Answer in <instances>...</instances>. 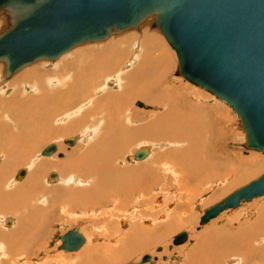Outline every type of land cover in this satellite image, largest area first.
Returning a JSON list of instances; mask_svg holds the SVG:
<instances>
[{
	"label": "bare ground",
	"instance_id": "1",
	"mask_svg": "<svg viewBox=\"0 0 264 264\" xmlns=\"http://www.w3.org/2000/svg\"><path fill=\"white\" fill-rule=\"evenodd\" d=\"M49 2L50 0H41L40 8L36 10V8H32L33 4L30 0H9L8 8L0 10L1 13H7V16H0V30L7 20L12 21L11 28L0 37V40L5 41L2 47H8V54L13 57L10 63L18 61L19 54L23 52V49L22 52L20 49L24 45L25 39L21 33L26 36L39 28L49 30L54 26V23H57L54 19L49 20L50 15L44 13V11L51 10V7H48ZM147 21L149 19H146L144 24L142 23L143 25L141 24L144 26L142 27L144 31L142 35L140 34L143 37L142 47L145 53L138 55L137 58L136 52H134L136 56H133L138 60L137 66L134 65L136 67L124 75L122 74L124 71L121 69L118 75H114V78L109 76V72L128 56V41L124 39L118 41L112 39L111 41L109 38L110 42H106L105 39L106 45L104 42L103 46H99V49H89V47L68 54L75 46L64 53L67 55L62 54V57H58L62 59L57 61V65L53 62L54 65H46L47 62L44 64V61L43 64L39 62L38 66H30L22 71L18 70L17 73L20 72L16 76L14 75L16 72L7 73V64H0V154L4 156V163L0 167V215L14 216L17 222L12 231L3 232L0 230V242L7 253L0 264L32 261L35 247L47 238L51 227L61 221L59 214H67L75 208H79L81 212L87 214L90 210L109 205V207L124 209L128 199L144 197L153 187L163 189L167 184L173 183L176 189L175 199L178 197L179 200L178 210L170 211L166 214V218H161L164 220L163 224L151 228L148 226L151 224L150 220H144L141 225L135 222L129 234L109 230L106 232L101 228L102 237L95 236L92 241L95 245L86 248L84 246L87 243V236L83 235L81 231L84 223L79 222L77 225L81 224L80 233L85 236L86 240L82 246L83 251L80 248L78 251L82 252L74 254L75 256L70 258L61 254L55 257H46L42 264L55 262H61V264H115L126 261L135 253L138 254L140 251L150 249L155 244L165 242L173 233L191 227L196 218L189 215L190 203L197 197V192L201 188L205 189L202 185L214 184L219 179L218 182L223 186L220 189L223 196L230 191L233 193L235 187L237 190L245 182L250 183V179L257 177L263 171L264 158L261 157L262 155L252 156L246 159L244 164H235L233 161H229L232 160L229 159L232 155L227 150L221 149L219 152H215L213 148L211 150L208 148L211 133H216V130L219 131L222 126L224 127L222 125L223 117L227 116L223 112L220 113L219 104L210 105L203 97H199L198 92L195 95V93L186 91L188 89L176 85L177 82L175 83L170 77L172 69L169 70V66L164 65L168 62V54L163 51L159 39L157 40L158 37L151 34L149 28L146 29ZM148 27L150 26L148 25ZM115 36L117 37V34ZM125 36L127 34L123 37ZM135 36L134 41L138 39V36ZM166 40L168 41L167 38ZM101 43L99 44L101 45ZM168 43L170 44L169 41ZM135 46L138 45L135 44ZM135 57L132 58L135 60ZM40 61L42 62V60ZM48 66L53 68L47 69ZM190 69L192 68L190 67ZM200 73L202 74V72ZM12 75L15 76L12 80L5 78V76ZM150 79L153 81V86L148 89L144 87L146 85L142 86ZM110 82L116 83L119 91L114 92L107 89ZM221 88L222 86H220V90ZM181 89L183 90L180 91ZM171 92H175L174 94L184 92L185 98L173 100L175 95L170 94ZM203 95L205 94L203 93ZM214 95L219 98L218 95ZM190 97L195 101H189ZM137 98H143L156 105L157 111H150L146 115L135 111L136 114L128 116L133 100ZM140 108L152 109L145 105ZM135 115L140 118L135 120ZM225 120L228 121V117ZM56 122H66L67 124L65 123L66 125L63 127H56ZM212 127H215V131ZM80 129L85 130L84 139L76 149L68 154L65 161L52 160V158L38 165L34 164L27 181L22 185L19 184L20 186L15 185L12 190L8 189L9 191H7L11 184H9L11 173L18 167L29 166L32 155L39 147L46 142L57 141L66 135H71ZM83 136L81 134V137ZM75 137H78L77 144L81 137L80 135ZM137 141H141L138 145L141 143L163 145L164 147L161 146L160 149L164 150L158 151L151 163L133 169L128 168L123 165L122 159ZM246 147L253 150L247 146V143ZM143 148L148 149L149 154L146 159L151 156L153 146L141 145L134 155V162L146 160H136V154ZM57 152L58 147L56 146L55 153L44 157H52ZM42 153L40 154L42 155ZM55 169L60 170L69 179L68 183L65 181L69 186L53 189L43 188L41 179L43 174H46L44 172ZM23 170H26L23 177L25 178L28 170ZM55 173L58 175L57 172ZM59 178L58 175L56 182L61 181ZM21 179L16 178L17 181ZM191 184H195L197 187L194 185L192 187ZM163 199L165 198H159L155 201V205L162 204ZM200 206H202V200L194 206V209L201 212V220H198H200L201 227H204L217 217L208 222H202L206 210L202 211ZM261 206L260 212H258L259 220L257 219L253 224L247 221L243 225L245 227L242 226L238 230L230 229V227H217L200 235L196 244L188 249L186 259L181 263L231 264L232 261L230 262L228 258L224 260L222 256L224 254L226 257L237 255V258L241 259V264H251L252 262L264 264V205ZM146 209L148 210V208ZM231 210L233 209L226 210L221 214ZM146 215H148L146 212L142 213L141 217ZM154 219L155 222L157 219ZM123 222L125 225L122 224ZM12 224L13 220H5L1 216L0 225L9 228ZM119 225L124 230L130 228L129 217L120 218ZM183 232L187 233L188 241L189 233ZM111 233H115V236L120 235L122 244H119L120 246L117 248L111 247L115 246L112 244L118 243L117 237L109 238ZM60 237L55 244L58 252L63 251L59 250L62 244ZM105 240L109 242L105 243ZM104 243L106 245H103ZM173 246L179 245H176L173 240ZM170 249L173 247L171 246ZM162 251V248L161 251L157 250L158 253ZM20 258L22 259L19 260ZM0 259L2 258L0 257ZM157 261L158 258L153 259L151 256L149 263L156 264Z\"/></svg>",
	"mask_w": 264,
	"mask_h": 264
},
{
	"label": "water",
	"instance_id": "2",
	"mask_svg": "<svg viewBox=\"0 0 264 264\" xmlns=\"http://www.w3.org/2000/svg\"><path fill=\"white\" fill-rule=\"evenodd\" d=\"M30 1L32 8H40L41 0ZM8 2L0 0V10L8 8ZM48 7L51 10L44 13L57 23L49 30L39 28L26 36L21 33L25 43L18 61L10 63L13 57L8 47H2L5 41L0 40V60L6 62L8 74L38 60H54L80 44L139 29L146 19L154 17L153 26L179 57L177 74L228 103L241 119L247 146L264 154V0H50ZM138 106L144 107L140 102ZM77 140L75 137L65 143L74 146ZM55 152L56 146L50 145L42 155ZM148 154L143 148L136 160H144ZM25 174L26 170H21L16 178ZM57 180L55 172L48 177L49 182ZM262 197L264 174L208 208L202 222ZM80 226L60 237L59 250L75 252L82 248L86 240ZM187 238L186 232L179 233L174 243L181 245ZM149 262L151 256L145 255L140 262L130 264Z\"/></svg>",
	"mask_w": 264,
	"mask_h": 264
},
{
	"label": "rangeland",
	"instance_id": "3",
	"mask_svg": "<svg viewBox=\"0 0 264 264\" xmlns=\"http://www.w3.org/2000/svg\"><path fill=\"white\" fill-rule=\"evenodd\" d=\"M2 13L0 14L1 17L7 16L6 12H2ZM148 19H149V21H147L148 24H147V28L146 29L149 28L148 29L149 32L151 34H153L154 36L156 35V38L158 37L157 40L159 39L158 41H159L160 45H162L163 51L167 52V54H168V56H167L168 62H166V64H164V65L166 67L169 66V68H170L169 70L172 69L171 70L172 74L170 73L171 79L175 83L177 82L176 83L177 86L179 85V87H181V88L188 89L186 91H188L189 93H192V94L195 93V95H197V92H198L199 97H201V98L203 97V99H205L207 102H209L210 105L219 104L220 105V110H221L220 113L223 112V114L228 117V121L225 120V119H227V117L226 118L223 117L224 118L223 119L224 122L222 121V125H224V127L221 125L222 129L221 130L218 129L220 132L217 131V130L215 131V127L214 128L212 127L213 131H215L216 133H214V132L211 133V138H210L211 140H209L210 143L208 142L210 144V145L208 144L209 145L208 148L210 150L213 148V151H215V152L216 151L219 152L221 149H224V151L227 150L232 155V157L228 156L229 159H232V160H229V159L228 160L229 161H233L235 164H239V163L244 164L247 161L246 159L251 158L252 156L259 157V156L262 155L261 157L264 158V154L263 153H260V152H257V151H253V150H249L247 147H245L246 146L247 136H246V133L244 132V129L242 128L241 119L238 116V114L227 103L223 102L221 99H219L217 96H215L211 92H209V91H207V90H205V89H203V88H201V87L189 82L184 77H182L181 75L177 74V72L179 70V67H178L179 66V59L177 57V54L175 53V51L173 50L171 45L168 43L166 38L163 36L161 31L158 28H155L153 26L154 17L148 18ZM11 23H12V21L7 20V23L4 24V27L0 30V37L2 35H4L11 28ZM143 24H144V22H143ZM142 25L137 30L132 29V30L121 32L122 34L118 33L117 37L115 36L116 34H112L110 37H108L106 39L107 40L106 42H110V40L112 41V39H114V41H118L120 39L121 40L122 39L127 40L128 41L127 49L129 51L127 58L124 59L120 64L115 65L116 67L114 66L113 69L109 72V76H111V77L113 76V78H114L116 75H118V72L121 71V69H123L124 72L122 74L124 75L126 73L131 72L133 70V68H135L137 66V64H138L137 58L139 57L138 55H141V54L143 55L145 53V50L142 47L143 37L141 35H142V32L144 31L143 28H142L144 26H142ZM148 25L150 27H148ZM158 31H159V34H158ZM126 34H127V36L123 37ZM135 35L138 36V39L136 41L133 40L134 37H136ZM109 38H111V39L109 40ZM126 38H129V39H126ZM139 38H141V39H139ZM138 40H140V41L137 43ZM98 42L99 43L102 42L101 45L98 43V46H97L96 45L97 42H93V43L87 42V43L81 44V45L76 46L75 48H73L71 51H69L68 54H70V53H72L74 51H77V50H80V49H84V48H89V47H90L89 49H92V48L93 49H99L100 48L99 46H103L105 41L102 40V41H98ZM106 42H105V45H106ZM135 44L138 45V46H135ZM139 44L141 45V47H140ZM139 48H141V49H139ZM142 50H144V51H142ZM134 52H136L135 54L137 56L134 54ZM64 55H67V54H64ZM133 55H135L137 58L135 56H133ZM61 57L56 59V60H54V61L53 60H47V61L46 60H42V62H41L39 60V61H37V62H35V63L31 64V65H28V66L22 68L20 71L26 69L27 67L30 68V66L31 67H35V66L40 65V63L43 64V61H44V64L47 62L46 65H51V64L52 65H54V64L57 65V61L59 62V60L62 59ZM132 57H135L136 61ZM48 61H51V62H48ZM0 64L6 65V62L3 61V60H0ZM125 64H127V66H124ZM130 64H131V66H130ZM134 65H136V66H134ZM46 68L50 69V68H53V67L48 66ZM18 73L16 72L14 75L16 76ZM14 75L5 76V78L7 80H12L15 77ZM147 83H143L142 86L146 85L144 87H147V89L150 88L151 86H153V84H152L153 81H151V79ZM115 84L116 83L110 82L107 89H109L111 91H114V92L119 91L118 85L117 84L115 85ZM199 88H201V89H199ZM193 89H194V92H193ZM182 90L183 89H181L180 91H182ZM201 90H202V92L205 95H203ZM174 93L171 92L170 94L173 95ZM174 95L175 96H173V98H174L173 100H175V99L176 100L177 99L178 100H182V99L185 98L184 92H181V93L177 92ZM192 97H194V96H192ZM192 97L189 98V101L194 102L195 100ZM216 100H217V102H216ZM146 101L147 100H145L143 98L134 99L133 103H132V106L130 108V111L128 112V116L131 117L134 113L136 114V112H140L142 114L144 113L143 115H146L150 111H157L156 105H153V104H151L148 101H147L148 102L147 103ZM139 102L144 104L145 106H150L152 109L151 110H146L145 108H140L139 106H137V104ZM221 103L223 104V106H222ZM131 110H133V111H131ZM139 118L140 117H136V115H135V120H137ZM65 123L66 122H56V127H58V126L59 127H63V126H65L67 124V123L66 124ZM225 123H227V124H225ZM84 133H85V130L80 129V130H78L77 132H75V133H73L71 135H66V136H64L62 138H59L57 141L56 140H52V141L46 142L44 145L39 147V149L32 155V160L30 161L32 164L30 163L29 166L25 165V166H22V167H18L11 173V176H10V179H9V184L10 183L11 184L9 186L10 188H7V191H9L8 189L12 190V188L15 187V185L16 186H20L25 181H27L28 177L30 176L29 173H31L30 172L31 171V167L33 168L34 164L38 165L39 163H41L43 161H49L52 158H53L52 160L65 161L66 158L68 157V154L71 153V151H73V149H76L80 145L81 140L84 139V136H83ZM81 134H82L83 137H81ZM222 134H223V136H222ZM78 135H80L81 139L78 141V143L74 147H69L68 145H66L64 143V140L69 139V138H73V137L78 136ZM140 142L141 141L135 142L129 148V150L126 152L124 158L122 159V163H123L124 166H128V168L130 167V168L133 169V168H136V167H141V166L147 165L148 163H151L153 161V159L157 155L156 153L158 151L162 152L164 150V149H160L161 146L164 147L163 145H159V144L157 145L155 143H146V144L145 143L144 144L141 143L140 145H138ZM52 144H55L58 147V152L56 154H54L52 157H44V156H42L40 153H42V151L45 148H47L48 146H50ZM141 145L142 146L143 145H151V146H153L154 149L152 150L151 156L148 159H146L145 161L134 162V155L137 152L139 146L141 147ZM1 155L2 154H0V167L4 163V156H1ZM235 158L237 159V161H236ZM240 160H242L243 162L240 161ZM23 169H27L28 170L27 171V175H26L25 178L17 181L16 180V175H17V173L20 170H23ZM52 172H57L58 173V175L60 177L59 179H61L60 182L58 181L56 183H49L47 181V178H48L49 174H51ZM44 173H46V174H43L44 176L41 179V183H42V187L43 188L53 189V188H57V187H67V186H69L68 184H66L67 180H69V179H67V177L64 176L63 173L60 170L55 169V170H50L48 172L46 171ZM263 174H264V169H263V171L260 172V175L258 174L257 177H254L253 179H250V182L253 181V180H256L257 178H259ZM69 176H71V175H69ZM218 181H219V179H218ZM218 181L216 180L214 182V184H211V185L210 184L202 185V187H205V189L201 188L197 192V194H198L197 197L194 199V201H192L190 203L191 206L189 205L190 206L189 215H191L194 218H196L194 222L192 221L193 224L191 225V227H188L187 229H182L180 231H177V232L173 233L171 235L172 237L170 236L165 242H163L161 244H155L150 249L144 250V251H140L138 254L135 253L136 255L135 254H134V256L132 255V257L130 259H128L126 261H123V262H120V263H115V264H129V263L140 262L145 255H151L153 259L154 258H158V261L156 262V264H178V263L182 264L181 262H183L186 259V252H188V249H191L193 247V245L196 244V241H197L198 237H200V235H203L204 233H206L208 231H212L213 229H215L217 227H228V228L230 227V229L238 230L245 224V222L247 223V221H250L249 223L253 224L255 221H257V219L259 220L258 212H260L259 208L262 207L261 205H264V197L263 198H259V199H255L254 201L249 202V203H243V205L241 207H239L237 209H234V210H231L229 212H225L224 214H221L216 219L212 220L209 224L205 225L204 227H201V225H200V220H201L200 219V217H201L200 213L201 212L196 211V209H194V206L196 204H199V202L202 200V206H200V209L202 211L203 210L205 211L208 208L216 205L217 203L222 201V199L228 197V195L232 193V191H230V192H228L226 194L227 196L225 194H223V196H222V191L220 189L223 186H221V183L218 182ZM245 183L243 184V186L245 185ZM171 184H167V186L164 187L163 189H161L160 187H159V189H158V187H153L152 190H150L146 194V196H144V197H134L132 199H128L127 202H126V208H124V209H120V208L117 209V208H114L112 206H111L112 207L111 208V207H109L110 206L109 205V206H106V207H99V208H97V209H95L93 211L90 210V211H88L87 214L81 212V210L79 208H75L77 210L74 209V210H72L73 212L70 211L67 214H63V215L59 214V219L61 221H59L58 223H55L57 225L54 224L51 227V229H50V231H49V233L47 235V238L44 241H42V243H38L37 247H35V251H34V254L32 256L33 257L32 261H30V262H19V263H21V264H24V263L25 264L26 263H28V264H32V263L33 264H42L43 263L42 261L46 257H55V256L61 254V255L65 256V257H69L70 258V257H74L78 253H81L84 248L81 249L82 251L80 250V251L75 252V253H65L63 251H59L58 252V249L55 247V244L58 241V237L64 235L69 230H71L74 227H76V225L79 222L84 223V226L82 227L81 231L83 232V235H86L88 237V238L86 237L87 243L84 246L86 248H87V246L95 245L94 242H92L93 239L95 238V236L98 235L99 237H102V232L103 231H101V228H103L106 232H108L107 230H109V231L120 232V233H124V234L128 233L129 234L131 232L132 228H133V223H135V222H136V224L141 225V223L143 224L144 220H150L151 224H149L148 226H150L151 228H155L157 225L163 224L164 220H161V218H166L167 217L166 214H168L170 211H177L178 210L177 208H178V205H179V200H178V197H177V199H175V195H176L175 194L176 193L175 185L173 183H171ZM247 184H249V182L246 183V185ZM11 185H12V187H11ZM70 185L72 186V184H70ZM193 185H194V187H197L195 184H191L192 187H193ZM243 186L241 185L240 187L237 188V190L239 188L243 187ZM206 187H207L208 191L206 190ZM234 190L236 191V187L233 189V192H234ZM162 197L165 198V199H163V203L158 205V206H156L155 205V201H157L159 198H162ZM209 198H211V199H209ZM209 200H210V203H209ZM206 201H207V204H206ZM213 201H214V203H213ZM215 201H216V203H215ZM203 207H205V208H203ZM146 208H148V210ZM116 209L118 211H123V212H118ZM256 210H257V212H256ZM145 212L148 215L141 217L142 213H145ZM80 213H82V214L80 215ZM82 215H84V216H82ZM1 216H2V219H5V220H7V219L13 220V224L9 228L0 225V230L3 231V232L12 231V229L16 226V223H17L16 222V218L14 216H3V215H0V218H1ZM123 216H128L129 217V219L131 221V226H132V227L130 226L131 229L128 228L127 230H124V229H122L120 227L119 219L122 218ZM153 216H154V218L157 219L155 222H154L155 219L153 218ZM61 217H62V219H61ZM198 219H200V220H198ZM144 226H146V225H144ZM243 227H245V226H243ZM94 229H97V230L95 231ZM98 230H99V232H98ZM124 231H126V232H124ZM183 231H187L189 233V235H190L189 240L183 245L173 246L174 236H176L178 233L183 232ZM110 236L111 237H109V238H116L117 237L116 239L118 241L117 244H112V245H115V246H111L112 248H117L118 246H120L122 244V241H121V238H120L119 234H118L119 237L115 236V233H111ZM104 242L107 243L109 241L105 240ZM105 243L103 245H106ZM1 244L2 243L0 242V257L2 258V259H0V261H3L5 259L7 253H6L5 247L3 249L2 248L3 245H1ZM97 244H100V243H97ZM171 246L173 247V249H170ZM159 248L163 249V251L160 252V253L157 252V250ZM222 256H223L224 260L226 258H228L230 262L232 261L231 264H234V263L237 264L238 262H239L238 264H241L240 263L241 259L237 258V255H234V256L231 255L229 257L228 256L226 257L223 254ZM164 258H166L167 260L164 261L163 260ZM173 258H174V260H173ZM21 259L22 258H20L19 260H21ZM229 261H226V262H229ZM52 264H61V262H55V263H52ZM251 264H259V263L258 262H252Z\"/></svg>",
	"mask_w": 264,
	"mask_h": 264
}]
</instances>
